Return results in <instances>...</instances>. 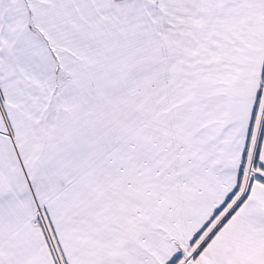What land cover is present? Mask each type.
I'll return each instance as SVG.
<instances>
[{"label":"snow or ice","instance_id":"obj_1","mask_svg":"<svg viewBox=\"0 0 264 264\" xmlns=\"http://www.w3.org/2000/svg\"><path fill=\"white\" fill-rule=\"evenodd\" d=\"M0 264H264V0H0Z\"/></svg>","mask_w":264,"mask_h":264}]
</instances>
